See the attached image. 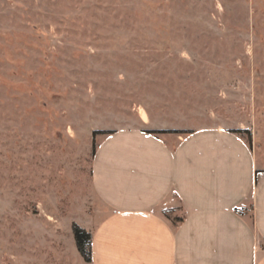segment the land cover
I'll return each instance as SVG.
<instances>
[{
	"label": "rangeland",
	"instance_id": "374dc122",
	"mask_svg": "<svg viewBox=\"0 0 264 264\" xmlns=\"http://www.w3.org/2000/svg\"><path fill=\"white\" fill-rule=\"evenodd\" d=\"M210 129L264 169V0H0V264H89L94 132Z\"/></svg>",
	"mask_w": 264,
	"mask_h": 264
},
{
	"label": "crops",
	"instance_id": "0c3cea01",
	"mask_svg": "<svg viewBox=\"0 0 264 264\" xmlns=\"http://www.w3.org/2000/svg\"><path fill=\"white\" fill-rule=\"evenodd\" d=\"M93 186L106 215L82 226L89 264H264V169L238 134L117 132Z\"/></svg>",
	"mask_w": 264,
	"mask_h": 264
},
{
	"label": "trees",
	"instance_id": "16d2710c",
	"mask_svg": "<svg viewBox=\"0 0 264 264\" xmlns=\"http://www.w3.org/2000/svg\"><path fill=\"white\" fill-rule=\"evenodd\" d=\"M247 131L240 130V131H231V133H246ZM116 132L106 131V132H94V137L96 138L97 135L105 134L112 136ZM146 134L149 135H162V134H189L187 132H181V131H145ZM96 154V151L94 152V156ZM171 212H165V214H169ZM177 222H182L183 219L179 218L176 220ZM73 235L75 244L77 247V250L79 254L82 256L85 262L92 263L93 257H92V242H93V235L92 233L88 232L86 229L80 227L78 224H73Z\"/></svg>",
	"mask_w": 264,
	"mask_h": 264
}]
</instances>
